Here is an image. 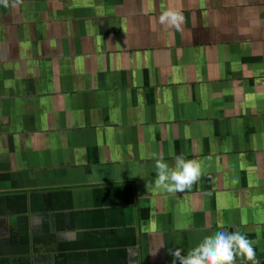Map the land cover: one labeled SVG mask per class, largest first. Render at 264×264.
<instances>
[{
    "label": "crops",
    "instance_id": "0c3cea01",
    "mask_svg": "<svg viewBox=\"0 0 264 264\" xmlns=\"http://www.w3.org/2000/svg\"><path fill=\"white\" fill-rule=\"evenodd\" d=\"M161 154L201 178L157 188ZM222 230L264 264V0L0 5V264H173Z\"/></svg>",
    "mask_w": 264,
    "mask_h": 264
},
{
    "label": "clouds",
    "instance_id": "9594fccd",
    "mask_svg": "<svg viewBox=\"0 0 264 264\" xmlns=\"http://www.w3.org/2000/svg\"><path fill=\"white\" fill-rule=\"evenodd\" d=\"M23 0H0V5L5 8L11 6L18 7ZM156 23L167 30L175 29L182 31L185 17L181 10L168 8L157 18ZM156 179L155 186L169 194L183 193L190 190L201 178V166L196 160H188L182 154L176 155L174 166L165 162L163 155H154ZM160 247H163L161 245ZM158 248L151 254L156 255ZM173 264H236L237 258L250 264H260L256 259V252L251 241L245 234L239 231L228 232L226 230L217 231L206 236L194 248L186 254H181V250L176 248L171 251Z\"/></svg>",
    "mask_w": 264,
    "mask_h": 264
}]
</instances>
